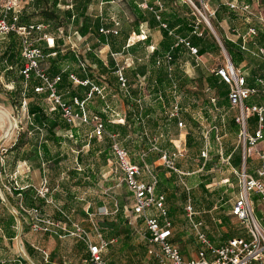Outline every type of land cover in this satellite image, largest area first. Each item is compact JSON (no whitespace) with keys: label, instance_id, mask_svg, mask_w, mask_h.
<instances>
[{"label":"crops","instance_id":"crops-1","mask_svg":"<svg viewBox=\"0 0 264 264\" xmlns=\"http://www.w3.org/2000/svg\"><path fill=\"white\" fill-rule=\"evenodd\" d=\"M195 1L203 4L199 0H93L87 7L84 6L76 11L78 16L71 19L65 26L60 27L54 33H47L50 34L52 43L44 40L42 44L38 45L41 48L57 46L63 53L71 50L82 60L81 66L76 63L71 64L70 67L73 69L71 74L89 83H76L70 78L71 86L67 87L65 96L61 93L63 100L67 98L66 102L73 103V98L76 96L87 99L92 86L97 85L103 89V94L94 93L91 98L87 99L88 113L90 115L99 114L101 117H103L101 114H104L111 122L123 124L126 115L125 117L120 116L119 112L106 99V96H113L115 90H122L120 84L118 81H113V75L100 71L95 61L88 58V55L92 54L102 60L106 66H108L109 60L114 61L117 66L120 64L116 55L120 54L122 64L126 66L125 74L128 83H130V74L134 79L132 91L136 87V89L139 88L136 103L140 104V108H143L141 104L142 101L145 102V97L141 98L143 89L148 90L152 102L148 108L144 109L146 115L141 122L145 126L142 136L150 138L149 128L145 125L146 120L157 119L158 115L167 116L168 119L165 117L166 119L162 122L164 124L162 128L159 120L155 121L154 128H160L157 130L159 138L164 137L174 143L175 151L169 153L167 150L161 149L159 161L164 164L162 156L163 152H166L174 160L177 170L164 164L165 170L155 172L151 165L153 161L150 164L145 158L148 156V151L143 149L139 151L141 160L138 161L132 156V161L141 168L140 179L151 180L152 176L156 177V193L165 196L168 216L173 223L170 240L179 249L185 260L195 258L202 248V244L187 218L186 211V225L182 226V223L179 222L180 218L172 209L174 207L172 200L176 198L174 178H178V181L181 182L187 196L184 210L190 202L196 212L195 219L203 222L201 229L214 245L226 244L234 237L249 238L243 224L232 214L233 204L230 205L229 199L222 198L220 194L224 191L226 183L230 184L231 180L236 179L233 174L237 175L236 171L242 162V150L238 145L234 146L230 141L231 138L228 137V134L240 132V126L235 120L237 110L231 106L229 100V84L216 72L220 67L217 63L223 56V51L227 52V50L216 36L213 27L211 30L214 34L202 22L196 12V7H194V5L197 6ZM228 1L230 0H204L206 4L212 3L213 9L209 11L215 15L214 21L218 24L221 36L231 42L242 45L243 35L247 34L251 26L257 27V35L248 44L249 50H244L247 52L246 59L237 66L242 68L245 66L242 73L246 76L247 85L256 90L247 98L246 103L264 106V68L261 66L264 64V58L258 54L259 48L264 47V0H240L249 2L255 15H249L240 10H236L238 14L232 11H217L219 5H225ZM76 2L78 0H60L59 7L75 12L74 4ZM153 14L157 18L155 23L151 20ZM84 15L92 18L91 25L86 26ZM240 19L243 20L242 23ZM83 28L86 33H82L81 29ZM101 28L117 29L118 33H105L101 31ZM196 28L201 34L195 32ZM43 33L46 32L38 34ZM180 39H184V42H181ZM191 47L198 48L200 51L197 49L195 54L191 51ZM155 50L162 57L161 66L167 70L172 79L168 89L162 91L163 93L158 91L157 96L155 92L150 91L152 86L146 87V79L153 62L152 54ZM168 54L173 56L169 61L165 58ZM54 55L56 56L55 52L51 55L47 54L41 61L45 71L49 72V69L43 66V62L46 59L53 60ZM255 55L259 56L261 60L257 59ZM158 60L155 59L156 66H160ZM68 66L69 63L65 64V67ZM141 67L146 69L144 74L140 73ZM57 74L61 73L53 75ZM0 76L4 78L3 75L0 74ZM37 79L41 82L39 85H42L43 81L40 78ZM76 93H80L83 97ZM42 94L44 96L29 97V101L38 103L48 115L58 114L62 125L67 124V126L65 128L57 126L54 130L55 135L51 137L46 129L35 125L34 115L30 113L29 125L34 124L36 129H31L33 134L27 138V142L17 149H12L13 146L5 152L0 149V187L18 213L16 216L6 206L0 194V264H29V261L22 256L21 250L35 264H93L89 261L91 252L87 242L77 236L65 233L63 229V227L74 229L75 225L82 227L88 233L93 244H101L102 240L106 242L100 255L108 264H156L155 259L148 253L150 233L146 226L145 216H137L133 212L134 195L124 183L132 197V202L129 207L131 215L126 216V221L123 220V223L122 215H97V220H95L89 212L91 206L88 205L87 196L83 197L81 191L78 195L72 190L73 184L81 187L86 186L88 176L91 179L96 178L100 171L99 166L84 162V158H88L89 155H97L104 161L107 160L112 154L111 139H109L110 153L105 159V148L109 142L105 138L106 136L100 138L92 135L93 126L89 123L68 124L62 118L60 108L49 102L44 92ZM94 99L99 105H94ZM175 102L180 107L179 118H170L167 111ZM156 109L159 113L154 114ZM6 120H10V115L8 111L0 107V133L3 131ZM179 120L184 122L183 127L179 126ZM187 120L200 129L197 135L186 123ZM81 127L89 128L90 134L88 132L81 138L79 133ZM257 128L258 118L256 115H252L248 118L249 134L253 135ZM2 137L4 139L0 148L7 144L4 134L0 136V139ZM66 143H68L67 146L72 154L62 150ZM43 144H47L50 153L42 148ZM187 144L189 147L197 144L200 148V153H198L200 162L196 163L197 167L194 165L185 166L187 163L184 162V154ZM87 145V154H84L86 152L82 147ZM36 146L37 148H35ZM216 147L217 149L214 150ZM204 150L208 152L207 157L202 156ZM213 151L216 154L212 153ZM70 156L76 164L67 168L66 173L69 179L66 181L61 176L66 170L63 168V161ZM148 159L150 160V158ZM233 160L240 164L239 167L233 164ZM250 160L251 165L249 166ZM220 161L227 165H223L226 169L221 173V183L217 188H214L216 199L207 196V194L199 198L196 193H193L192 197L193 186H190L187 181L188 175L200 172L204 181L200 179L197 184L206 190L207 186L212 184V176L206 177V173L212 171L214 166L217 167L218 164H221ZM263 163L264 139L255 146L247 148L248 172L257 176V169ZM53 174L56 175L54 180H52ZM44 182H46L48 192L46 196H41L39 189ZM119 184L122 183L119 182ZM253 197L261 201L257 194H254ZM32 208H37L43 217L58 222L61 227L50 226L49 230H32L33 214L28 212ZM91 209L94 207L92 206ZM260 212L264 214V209L261 207ZM10 213L15 216L16 224H10ZM146 215L159 218L158 210L153 206L146 210ZM132 216L137 219L138 224L141 223L140 226L143 224L145 227L143 240L133 230L134 224L130 221ZM159 219L162 220L161 217ZM91 224L97 232L94 239L93 231H89L92 229ZM42 250H45L47 255ZM209 256L211 255L209 254Z\"/></svg>","mask_w":264,"mask_h":264},{"label":"built area","instance_id":"built-area-1","mask_svg":"<svg viewBox=\"0 0 264 264\" xmlns=\"http://www.w3.org/2000/svg\"><path fill=\"white\" fill-rule=\"evenodd\" d=\"M33 0H0V8L4 16L0 19V37L9 33L15 32L22 40L23 56L26 59L22 74L28 80L32 75L40 78L43 83L35 87L36 92L47 91V100L52 104L58 106L61 111L62 118L70 125H80L82 123H89L93 126L91 134L97 137H103L105 133L112 141V151L115 156L116 169L121 172V182L124 183L129 191L134 195L133 212L137 216H145L147 229L150 233L148 237V253L155 259L156 264H264V225L262 219L256 215L255 204L253 195L257 194L260 200L264 203V163L257 169V176H253L247 170V148L248 146H255L259 141L264 139V106L261 105H248L247 98L256 90L247 85L246 76L234 65L230 57L228 63L224 66L217 68L216 72L219 74L230 87L229 100L231 106L237 110L235 120L240 126V134L242 137V167L237 170L239 182V193L236 197L232 214L243 224L249 238L234 237L226 244L216 246L207 237L206 233L202 231V221L195 219V210L190 202L185 206V211L189 222L192 224L196 231L199 242L202 248L199 250L198 255L190 260H185L179 249L171 242L170 236L172 235V220L168 216V209L165 205V196L156 193L157 180L152 176L151 180H142L139 178L141 168L134 163L129 155L128 150L122 146L118 139L117 134L106 132L102 117L98 114L90 115L86 108L87 99L91 98L94 93L103 94V89L97 85L92 86L87 99L79 97L73 98V103H68L63 100L61 94L58 92L57 85L61 80V75L50 77L41 65L45 54L42 48L36 45V32H43L45 25L42 23H31L28 25H18L17 21L21 10ZM229 8L246 12L249 15H255L252 11V6L249 2L240 0H230L226 2ZM195 6V5H194ZM203 19L212 29V25L207 16H205L197 6ZM12 14L11 22L8 21L7 15ZM198 28L195 32H198ZM102 32L117 34V29L101 28ZM257 35V28L251 26L247 34L243 35V43L241 48L249 50L248 44L253 40L252 38ZM52 43V38L43 33L39 37ZM184 42V39H180ZM193 53H197L195 47L190 48ZM258 54L264 58V47L259 48ZM228 55V54H227ZM168 61L172 59L170 54L167 55ZM158 64L159 61H158ZM125 65H117L116 76L120 82V87L126 93H129L128 78L125 74ZM70 78L81 84H87L88 81L78 79L74 74ZM264 84V82H263ZM20 110L26 111L28 114L27 100L24 99ZM107 109V108H106ZM170 118H179L180 107L175 102L167 111ZM256 115L258 118V128L252 135L248 132V118ZM29 116V115H28ZM180 127L184 126V122L179 120ZM3 149L2 147L0 148ZM176 156V153L173 154ZM202 156L207 157V150L202 151ZM164 164L177 170L174 165V160L166 152H163ZM48 188L46 182L39 189L41 196H46ZM155 207L158 210V216H147L146 210L149 207ZM28 211V210H26ZM28 212L33 214L31 228L34 231L49 230L50 226H58V222H54L50 218H45L41 215L37 208H32ZM65 233L77 236L85 240L89 246L91 257L89 261L93 264H108L100 255L101 249L106 242L103 240L101 244H93L90 241L88 233L80 226L75 225L74 229L63 227ZM47 255L45 250H42ZM209 254L211 256H209Z\"/></svg>","mask_w":264,"mask_h":264},{"label":"rangeland","instance_id":"rangeland-1","mask_svg":"<svg viewBox=\"0 0 264 264\" xmlns=\"http://www.w3.org/2000/svg\"><path fill=\"white\" fill-rule=\"evenodd\" d=\"M199 1H201V3L203 2V4L201 5V7L197 6L198 9L205 16L208 17L216 36L219 38L220 42L223 43L222 36H221L218 28L216 26H214V24H213V21L216 19L215 15L211 14L209 11L210 9L211 10L213 9L212 3L210 2V4H206V2H204V0H199ZM196 12L199 15V17L201 18L202 22L205 24V26L207 28H209V31L212 32L211 28L206 23V21L203 19V17L201 16V14L199 13V11L197 9H196ZM240 22L242 23L243 20L240 19ZM48 35H50V34H48ZM39 37H40V34H36L35 43L37 45L42 44L43 41L45 40L44 38L40 39ZM252 44H253V42H252ZM223 52H224L223 56L219 59V61L217 63V65H219V66H224L225 64H227L228 63V57H230L229 54L225 50ZM116 56L118 58V63L120 65H124V64H122V58L119 57L121 55L118 54ZM50 57H52V56H50ZM255 57L257 59L261 60V58L259 56L255 55ZM51 62H52L51 59H46L43 62L44 63L43 66L46 67V69H50ZM236 67H238L241 72H243L244 71L243 68H245V66L242 68L241 66H237V65H236ZM129 78H130L131 90H132V82H134L132 74L129 75ZM13 88H14L13 83H7L5 81V79L0 76V107L5 109L6 111H8V113L10 115V120L5 123V126L3 127V131H1V133H0V136L4 134L6 137L5 140H7L6 141L7 144L3 145V147H2L3 152H5L7 149H9L11 146H13L14 142H16L18 137H20V135L23 132H26L25 139H27L29 136H31L33 134L31 131H28V125L30 123L29 122V116H28L29 114L26 111H24L23 109L20 110L21 108L18 105V103L14 102L13 99H11V96L8 95V92L13 90ZM136 88H134V89H136ZM136 90L139 91V88ZM142 94H143V96L141 98L145 97V102H146V103L144 101L141 102V104L143 105V110H144V109L148 108V106H150L151 105L150 103H152V102L149 98L150 96H149L148 90L143 89ZM125 95H126V93L124 90L118 89V90H115V93L113 96L112 95H110V97L106 96L108 103L111 106L113 105L112 107L116 111L119 112L120 116L125 117V115H126L125 122L123 123V124L128 123L126 130L124 132H122L121 130L117 131L119 133V135L117 136L119 143L128 149V152H129L131 159L133 156L138 161L141 160V154L139 153L140 149L148 151V156H146L145 158L150 164H151V161H153V163L151 165L154 167L155 172H159L162 169L165 170V168H164L165 165L163 163H161V161H159L161 149L167 150L169 153H171V152L175 151V146H174V143L172 141H170L169 139H166L164 137L159 138V132H157V130L158 129L160 130V128H154V127H155V121L159 120V123L161 124V128H162L164 125L162 122H164V120L167 118V116L162 117V116L158 115L157 119L154 118V119L145 121V125H147V127L149 128V136H150V138L147 139V138L143 137L144 135L142 136V130L145 127L140 121V120H142L141 119L142 116L140 115V113L134 114L135 112H134V110H132V108H134L136 102L132 100V96L126 97ZM131 95H132V93H131ZM93 101H94V105H99V103L96 101V99H94ZM139 108H140V104H139ZM149 110L151 111L152 109L150 108ZM155 113H159L157 111V109L155 110L154 114ZM132 115H133V117L135 116L136 122L132 121ZM138 116L140 117L139 119H137ZM108 117L111 118L110 116H108ZM184 121H185V118H184ZM186 123H188V125H190L192 127V130H194L195 134L197 135L198 132L200 131V129L195 127V125L192 122H189V120H187ZM88 130H89V128H85V127L80 128L79 133L81 135V138L86 133L89 132ZM89 134H90V132H89ZM228 137L231 138L230 141L233 142V145L234 146L238 145L239 148L243 152L242 137H241L240 132H238V134L237 133L228 134ZM67 144L68 143L63 145L62 150L69 151L70 154H72V152L68 148ZM200 145H201L200 147H202V144H200ZM82 148L86 152L84 154H87L88 145L85 147H82ZM149 148H151V149L149 150ZM216 149H217V147L214 148V150H216ZM185 151H186L184 154L185 160L183 159L184 162L187 163V164H185V166L194 165L195 167H197L196 163L200 162V159L198 157V153H200L199 146L197 144H193L192 147H189V145L187 144ZM111 153L112 154L105 161L103 160L102 157H99L97 155H89L88 158L87 157L84 158V162L90 163V165L93 164L94 166L98 165L100 168V171L96 175L95 179H91L90 176H88V178H87L88 184L86 186L81 187L79 185L73 184L72 190L75 191L78 195L80 194V191H81L83 197L87 196L88 205L91 206V207H89V212H90V214H92L94 216L95 220H97V217H96L97 215H104V216H116V215L120 216V215H122L123 216L122 217V223H123V220L126 221V218H127L126 216L131 215V209L129 207H130L131 202H132V199H131L132 197H131L130 193L128 192L126 186L121 182L122 174L119 171L117 172L115 156L113 154V151H111ZM212 153L216 154V152H214V151ZM148 158H150V160ZM220 162H221V164H218L217 167L214 166V169L212 171H210L209 173H206V177L212 176V179H211L212 184L208 185L206 190H204L202 188V186L200 187L197 184L200 179H202L204 181V177L202 175H200V172H196V173L188 175L189 179H187V181L190 184V186H193L192 197H193V193H196V195H198L199 198L204 197V196H206L205 194H207V196H211V198L214 197V199H216L217 196L216 195L214 196V194L216 192V191H214L215 190L214 188H217L219 186V184L221 183V179H222L221 173L223 170L226 169L223 166L226 163L222 162V161H220ZM75 164H76V162H75V160L72 159L71 156L68 159H64L63 168L66 170L61 175L64 177V180L67 181L69 179V177L66 173L67 168L75 166ZM233 164L237 167H239V165H240V164H238V162L236 160H233ZM250 165H251V160L249 161V166ZM241 167H242V162H241L240 168ZM240 168L238 170H240ZM202 172H203V170H202ZM233 175H234V177H236V179L231 180L230 184L226 183L227 185H225L226 187H225L224 191L220 193L222 198L229 199L228 203L230 205H232L234 203V201L236 199V194H237V192H239V189H240L239 188V182H238V175H235V174H233ZM55 178H56V175L53 174L52 180H54ZM119 182H121L122 184H119ZM205 182H204V184L206 185ZM173 185H175L174 186V192L176 193V195H175L176 198L172 200L173 206H174L172 209L176 213L177 217L180 218L179 222L182 223L181 225L184 226V225H186L184 205H185L187 196H186V193H185V191L181 185V182L178 181V178H174ZM253 199L255 202L256 215L260 219H262L264 214H261L260 207L262 209H264V203L262 201L256 200L254 197H253ZM121 205H123V211L118 212L117 208L119 209V207ZM92 206L94 207V209H91ZM83 210L85 211V209H83ZM98 212H101V213H98ZM136 220L137 219H135L134 216H132V218H130V221H132V224H134L133 230L138 234L139 238L141 240H143L142 236L144 234L145 227L143 224L140 226L141 223L138 224ZM262 224L264 225L263 219H262ZM122 225H124V224H122ZM98 226H99V223H98ZM91 227H92V229L89 231H93L92 237L94 239V237H95L94 235L95 234L97 235V232H96V230H94L92 224H91ZM135 228H137V229H135ZM131 232H132V229H131Z\"/></svg>","mask_w":264,"mask_h":264},{"label":"trees","instance_id":"trees-1","mask_svg":"<svg viewBox=\"0 0 264 264\" xmlns=\"http://www.w3.org/2000/svg\"><path fill=\"white\" fill-rule=\"evenodd\" d=\"M93 0H78L74 4L75 6V12H73L70 9H62L59 7L60 0H33L30 2L28 5H26L21 12L19 13V18L17 21L18 25H28L31 23H42L46 26V28L43 30L46 33H54L56 32L60 27L65 26L68 22L73 20V18H76L78 14L76 11H79L80 8H84V6L87 7V5ZM195 4L198 7H201L200 2L195 1ZM221 10L222 12H228L232 11L238 14L236 10H233L229 8L226 4L225 5H219L217 8V11ZM216 11V12H217ZM4 16V13L2 9L0 8V19ZM7 19L9 22L12 20V14L7 15ZM142 19H144L142 17ZM156 15H151V20L153 23L156 22ZM92 18L84 15V22L86 23V26H89L92 24ZM214 26L218 27V24L216 21H213ZM254 26V25H253ZM193 27V26H191ZM256 27V26H255ZM257 28V27H256ZM192 30V28H191ZM258 30V29H257ZM82 33H86L85 28L81 29ZM39 32H36L38 34ZM223 44L225 46V49L227 50L232 62L234 65H238L242 61L246 59V53L242 48L241 45L238 43H233L230 40L226 39L225 37H222ZM198 49V48H197ZM43 52L45 55L55 52L56 56L51 62V66L49 69V72L46 71V73L50 76L53 77V74L56 73H61V80L59 81L57 85L58 92L63 94L65 96V93L67 91V87L71 86L70 82V75L73 72V69L70 67L71 64L76 63L79 66H81L82 60L80 56H77L73 51L68 50L67 52H61V49L58 48L57 46L54 47H49L45 46L42 48ZM200 51V49H198ZM175 54V53H174ZM159 56V57H158ZM173 57V56H172ZM88 58L91 61H95L96 65L98 66L99 70L102 71L103 73H109L113 75V81H118L120 84L117 76H116V69L117 66L115 65L114 61L109 60L108 66H106L102 60L94 57L92 54L88 55ZM153 62L150 65L149 69V76L146 79V87H151V92H155L156 96L158 95V91H164L165 89H168L172 79L169 76L168 72L166 69H164L163 66H161L162 63V57L161 55L157 52V50L154 51L152 54ZM167 58V56H165ZM155 59H159L160 66H156ZM26 63V59L23 56V44L20 36L16 34L15 32H9L5 35L0 37V74L3 75L5 81L7 83H13L14 88L13 90L8 92V95L11 96V99H13L14 102H17L19 106L22 105L23 100H27V107H28V112L29 114L34 115V123L36 126L40 128H44L47 130L48 134H50L51 137L52 135H55V128L57 126H61L65 128L67 124L62 125V121L59 120L58 114L55 116L53 115H48L44 109L38 105L35 101H29V97L33 95H42V92H36L35 87L39 85L41 82L38 80L35 75H32L30 79L26 80L24 75L22 74V69L24 68ZM69 63L68 67H65V64ZM42 64V62H41ZM262 68H264V64L261 65ZM82 68V67H81ZM145 67L140 68V73L144 74ZM75 72V71H74ZM221 77V76H220ZM224 80V79H223ZM45 96L47 97L48 92L44 91ZM126 93V92H125ZM132 93V95H131ZM163 93V92H162ZM74 95V94H73ZM72 95V96H73ZM76 95L83 97L80 93H76ZM138 93L137 90H131V84L129 83V93H126V97H131L132 100L136 102V99L138 98ZM66 101L67 98H64ZM157 100H159L157 98ZM134 114L140 113L142 116L141 119L143 120L145 118V111L143 108H139V105L136 103L134 108ZM133 114V115H134ZM99 115V114H98ZM102 120L104 122L105 126V131L114 133V134H119L117 131L121 130L124 132L127 128V124H122V123H114L108 120V118L104 115L101 114ZM132 115V121L136 122L135 116L133 117ZM140 117L138 116L137 119ZM142 120H140L142 122ZM31 129H36L34 124H30L28 126V131H31ZM26 132H23L20 137L14 142L13 148L12 149H17L19 147H22L26 142L27 139H25ZM106 136L105 138L109 141L108 146L106 145L105 148V153L104 157L107 159L109 153H110V138L107 135V133L104 134ZM189 143V142H188ZM37 148V146L35 147ZM34 148V149H35ZM42 148L50 153V150L47 146V144H43ZM72 177H75V175H72ZM123 211V205H121L118 209V212ZM121 214V213H120ZM10 224H16L15 216L10 213Z\"/></svg>","mask_w":264,"mask_h":264},{"label":"water","instance_id":"water-1","mask_svg":"<svg viewBox=\"0 0 264 264\" xmlns=\"http://www.w3.org/2000/svg\"><path fill=\"white\" fill-rule=\"evenodd\" d=\"M4 139V137H2L0 139V145L2 143V140ZM0 194H1V197L3 199V201L5 202L6 206L16 215L18 216V213L17 211L12 207V205L10 204L9 200H8V197L6 196L5 192L3 191V189L0 187ZM21 230L22 228L20 229V233H21ZM21 254L22 256L27 259L29 261V264H35L34 262H32L31 260H29L26 255L24 254V252L21 250Z\"/></svg>","mask_w":264,"mask_h":264},{"label":"bare ground","instance_id":"bare-ground-1","mask_svg":"<svg viewBox=\"0 0 264 264\" xmlns=\"http://www.w3.org/2000/svg\"><path fill=\"white\" fill-rule=\"evenodd\" d=\"M6 116V115H5ZM5 119V118H4ZM7 121V120H6ZM3 125V124H2ZM5 126V125H4Z\"/></svg>","mask_w":264,"mask_h":264}]
</instances>
